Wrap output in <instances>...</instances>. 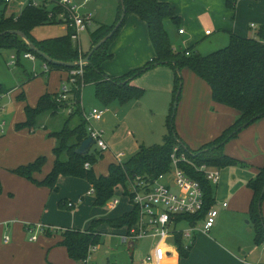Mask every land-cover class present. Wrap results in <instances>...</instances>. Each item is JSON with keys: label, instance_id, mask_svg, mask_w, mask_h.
Instances as JSON below:
<instances>
[{"label": "trees", "instance_id": "16d2710c", "mask_svg": "<svg viewBox=\"0 0 264 264\" xmlns=\"http://www.w3.org/2000/svg\"><path fill=\"white\" fill-rule=\"evenodd\" d=\"M236 1L225 0L226 8L234 11ZM3 3L6 4V1H0V34L4 33L0 35V49L14 51L17 56V64L22 54H33L44 62L48 68V74L52 71L69 73L76 67L70 68L47 62L33 53L23 39L9 32L19 31L23 33L29 42L51 60L72 63L85 58L92 47L115 28L122 14L119 1L115 23L111 26H98L91 35L89 51L82 53L73 46L71 40L73 30L71 28H67L64 35L56 38L37 40L32 35V32L39 27L63 23L58 19V16L65 10L60 6H53L49 11L42 6L34 7L29 2L18 16L14 14L6 16V7L3 8ZM123 5L125 7L123 21L111 38L91 55L89 63L83 67L82 79H78L76 84L71 87L70 98L65 102H57L58 93H44L38 98L35 107H25V120L15 126L17 131L21 129L34 131L39 126L40 117L43 115L55 116L73 103V112L68 115V119L62 128L49 135V137L55 138L57 142L52 149L54 161L50 171L40 180L35 178L46 164V157L38 156L33 162L10 170V173L32 182L37 187H44L53 192L58 191L57 180L61 176L86 180L93 191V205L96 207L104 206L110 201L119 187L126 190V184L129 180L139 177L145 182H152L158 176L168 173L171 168V155L174 148H178V155L185 154L186 158L196 166L205 165L216 170L235 166L244 167L243 163L226 156L223 148L226 143L236 138L242 130L264 118V27L260 30L259 39L243 38L229 33L227 46L207 55H202L198 52H191L192 48L175 50L172 47L169 34L165 29V22L170 21L176 29L180 30L181 18L175 15L173 8L168 3L158 0H123ZM129 14L137 16L145 23L154 56L142 67L130 70L118 77H109L104 73L102 65L112 58L113 55L109 52L110 44L119 33ZM57 19L58 21H56ZM158 66H167L174 73L173 103L178 102L180 98L181 72L186 69L208 85L214 103L235 110L237 112L236 119L215 139L200 149L192 151L181 142L175 132L172 115L174 105H172L166 119L167 131L160 144L141 145L127 161L120 164H110L106 175L95 176L92 166L97 158L102 156V152L95 148L93 152L90 149L85 156L75 153L81 143L88 138L86 124L81 119L82 88L92 85L95 98L104 107L114 103L123 106L131 100H139L144 94L142 88L134 87L131 83L143 73ZM24 99L23 94L19 95V101H24ZM73 118H78V123L70 126L69 123ZM86 163L91 166V169H84ZM179 166L192 180L199 183L203 193V205L201 210L194 215L178 216L176 222L195 227L205 220L208 212L215 205V186L192 166L186 163H181ZM246 186L252 192L248 216L252 223L253 240L256 245L264 244V222L261 217V203L264 195L262 198L260 197L264 186V165L258 170L257 175L247 182ZM2 192L3 188L0 182V196ZM126 194L127 191L123 192L124 196ZM68 203L71 202L63 200L60 201L59 205L67 210L73 209V203H71V207L67 206ZM259 203L260 207H258ZM137 218L136 207L132 206L129 212L124 213L119 218L92 220L84 232L78 230L62 231L60 233L61 241L58 245L66 250L71 260L82 264L88 258L91 248L99 243L102 235L96 225L107 224L113 229L124 227L129 230L136 225ZM27 227H31V225L25 226V230ZM51 232L50 229L46 228L42 234L50 235ZM193 239L188 243L181 233L176 234L173 244L177 249L179 259L189 256Z\"/></svg>", "mask_w": 264, "mask_h": 264}, {"label": "rangeland", "instance_id": "374dc122", "mask_svg": "<svg viewBox=\"0 0 264 264\" xmlns=\"http://www.w3.org/2000/svg\"><path fill=\"white\" fill-rule=\"evenodd\" d=\"M0 1L5 2L6 0ZM30 1L50 11L53 6H58L57 4L60 0H12L8 5L3 3V8L6 7L9 12L18 14ZM70 1L76 6L82 3V0ZM118 6L119 0H92L79 10L80 14L90 13L94 19L87 30L81 32L78 36V47L82 53H86L91 46V35L98 26H111L115 23ZM237 8L238 14H235ZM235 10L227 9L224 3L222 14L224 16H221L220 21L222 22L224 18L230 23L235 22L242 27L246 37L259 39L260 30L264 27V0H247L246 2L237 0ZM6 16H10V13ZM197 17L196 15L195 18ZM134 18H136L135 15H127L124 25L110 44V49L112 48L114 55L110 60L104 62L103 66L109 67L110 72L107 73L112 76L120 75L117 74L120 61L125 65L130 59L133 60L136 56L145 55L150 52V50L152 52L145 25L143 24L140 30L138 28L136 29ZM56 21H58V19ZM196 21L199 23L206 22V20H202L200 17H198ZM251 24L255 26V29L250 28ZM59 27L66 32L63 23H57L55 25L39 27L34 30L33 36L38 39H49L59 37L60 35L62 36ZM204 27L210 29V32L213 33L211 37L213 39L206 37H201L200 39L202 40L198 39V48H196L198 53L207 55L212 53L211 51H217L227 45L226 35H221V32H218L216 29L212 30V28H210L212 26L209 25V22L205 23ZM165 29L169 34L170 43L175 50L190 48L193 38L200 37L199 27L195 25L192 26L191 30L187 31L186 37L183 39L178 37L176 34L177 29L170 21L165 22ZM136 41L137 44H135ZM222 41L223 43H221ZM72 43L73 46H77L76 42L73 41ZM194 44L195 42L193 45ZM11 55L16 54L12 50L0 49V95L2 96L0 104L5 106V111H0V123L4 121V131L2 134L0 133V168L6 169L13 167L14 169V167L16 168L33 162L36 157L41 155L46 157L45 166L41 172L37 174L42 178L49 172L53 164L54 156L52 149L57 143L56 139L49 137V135L62 128L64 122L68 119V113L62 111L55 116L43 115L39 118V126L36 127L34 131L28 129L17 131L15 126L25 120V107H35L41 95L44 93L51 94L56 89H60L62 84H66L67 75L58 71H53L48 74L44 70V62L36 57H34V61L21 57L17 65L9 67L8 63ZM161 68L162 73H156V71L152 73L151 70L153 69H151L135 80L138 82V87L144 90V94L139 100H131L124 106L112 104L108 107H104L95 98L94 87L92 85H87L82 88L80 103L81 113L92 108L108 111H106L104 121L92 124L94 128L102 131L103 139L108 146V149L102 151V156L98 157L92 166L95 176L106 175L110 164H119L127 161L141 145L152 146L160 144L162 142V137L167 131L166 119L169 116L172 105H174L172 112L174 117V129L178 135L176 122L184 95V81L182 76L183 71L186 69L181 72L182 89L180 98L178 102L175 101L173 103L172 90L174 73H172L173 71L167 66H161ZM167 74L169 77H167ZM163 87H169L168 94L167 92L166 94L161 93L164 92L160 90ZM21 94L25 96L24 101L18 100ZM115 108L119 109L116 118L112 115V111ZM81 119L84 120L82 115ZM77 123L78 118H73L69 125L73 126ZM188 149L196 151L191 148ZM94 150L95 147L93 146L91 152ZM36 151H40L41 154L36 156L32 161L25 162L29 160L31 154ZM16 163L22 164L14 166ZM234 169L236 168H230L224 171L219 170L220 180L215 186L217 194H219L226 177L235 175ZM65 178L67 179L64 181L65 183L61 185V188L58 187V191L52 193L58 194L59 190L62 189V193L65 197H63L61 201L66 200L67 202L73 203L74 208L67 210L57 204V208L60 211H64L72 216L70 220L71 226H54V228L58 230L71 227H75V229L71 228L73 230H82L88 226L91 219L99 220L96 218H100L101 220H112L119 218L124 213L131 210L128 198L124 196L125 194L123 195L120 188L115 191L112 198L119 200L120 204L118 206H112L111 199L104 206L96 207L93 205V196L87 194V192L90 191V185L86 180L74 179L72 177ZM167 180H170V176L167 177ZM226 183H228L227 189L234 185V182L230 179L226 180ZM220 200L219 197L216 199L219 217L216 221L215 228L211 230L208 237L200 235L199 232H192V235H194V237L196 236L195 245L198 246L196 247L197 253L195 255L197 259H193L190 263L189 257L182 258L179 259L180 264H195L196 262L198 264L206 263L205 257L211 252L217 253L218 256L216 258L221 259L223 254L219 249L220 247L223 248L224 251L232 254L239 255L240 252L246 253L245 259L249 264H264L263 244H255L251 232L252 224L248 221L247 214L240 212L233 213L231 210L219 208L221 205ZM263 206L264 198L261 203L262 219ZM222 212H225L224 215ZM222 215L224 220L221 222L220 219ZM96 228L100 229L103 234L99 239V243L94 246V250L90 252L88 259H86V264H143L145 258L150 254L155 244L159 242L157 238H144L137 241V247H135V244L131 245L130 243H123L121 241L119 236L127 231L124 227L113 229L107 224H99L96 225ZM185 228L188 227L183 223L178 225V229ZM60 233V231H55L50 235L43 234L39 237L38 241L35 242V245L32 244V247H28V249L32 248L31 251L28 252L29 254L27 253L31 259L30 264H36L35 255H39L38 257L41 258V264H79L71 260L64 248L58 245L61 239ZM5 236L9 237L7 242H4ZM199 236L201 237L199 238ZM11 240L10 232L6 235L3 232L0 234L1 245H8L11 243ZM25 240L29 242L28 238H25ZM46 240L51 243V246H47L43 251L38 250L37 247H43L41 244ZM30 243L31 242H29V244ZM169 244L172 245V242L170 241ZM3 250L4 248L1 246L0 255H2L1 253ZM41 253H43V255H40Z\"/></svg>", "mask_w": 264, "mask_h": 264}, {"label": "crops", "instance_id": "0c3cea01", "mask_svg": "<svg viewBox=\"0 0 264 264\" xmlns=\"http://www.w3.org/2000/svg\"><path fill=\"white\" fill-rule=\"evenodd\" d=\"M11 1L12 0H9V2L6 3V5L10 4ZM158 1L168 3L173 8L175 15L181 18L179 29H182L184 33L180 35L178 33V29L176 33L180 39L186 37L187 31L191 30L192 26L195 25L199 27L200 37L198 38L195 37V39L193 38L191 47L186 48L185 50L192 48L193 50L191 52H198L196 49L198 48L197 47L198 39H200L201 37L211 38L213 36V33L210 32V29L204 27V24L207 22H209V25L212 26L210 27L212 28V30L216 29L218 32H221V35L223 34L226 35L227 42L229 41V33H233L239 37L248 38L245 36V33H243L242 27L237 23L235 22L230 23L224 18L222 22L220 21L221 16L222 17L224 16L222 14H223V5L225 3V0H158ZM246 1L247 0H241V2H246ZM8 12L9 11L6 9L7 14L9 13L10 15L14 14L12 12L9 13ZM235 12H236L235 14H238V8L237 11L235 10ZM19 14L20 12L14 15L18 16ZM196 15L202 18V20H206V22L199 23L198 21H196V19L198 20V17L195 18ZM135 17L136 18H134V24H136V29L138 28L140 30V28L143 27L142 25L143 24L145 25V23H143L137 16ZM252 25L253 24L250 25V28L255 29V26L254 28L251 27ZM59 28L62 32V35H64L65 31L61 29V27ZM33 32L32 35H34ZM34 38L37 40H42L36 37ZM194 42L195 44L193 45ZM221 43H223V41ZM135 44H137V41L135 42ZM150 47L152 46L150 45ZM109 52L112 55H114L112 52V48L109 49ZM152 52H153V48H152ZM152 52L150 50V52L146 53L145 55H141L138 57L136 56L133 60L130 59L125 65L122 64V61H120L118 64L119 71L117 73L120 75L118 76H121L129 72L130 70L145 65L148 61H150L153 58L154 52L153 53ZM121 59H122V55H121ZM102 69L107 76L118 77V76H112L107 73L110 72L109 67L106 66L104 67L102 65ZM151 71L152 73L153 71H156V73H162V68L161 66H158ZM58 72H63L64 75H67L68 77L67 72L64 71H58ZM167 77H169L168 74ZM182 77L184 81V86H183L184 95L182 98V103L180 106L178 119L176 122V127L178 131L177 133L181 142H183V144L187 148L198 150L203 145L215 139L217 136L221 134L222 131H224L227 127H229L236 119L237 112L231 108L214 103L212 101L211 91L208 85L204 81L199 79L197 76H195L192 72L185 70L183 71ZM135 80L131 84L135 87H138L137 84L138 82ZM160 90L164 91L161 92L163 94H166V92L167 94L169 93V87H163ZM58 91L59 89H56L51 94L58 93ZM112 113L114 118H116L119 113V109L118 108L113 109ZM224 148H225L224 154L226 156H229L243 163L245 166L244 167L235 166V167H227L221 169L224 171L230 168H236L234 169L235 175H231L230 177L227 176L226 179L224 180L221 186V190L219 191V194H217V191H215V205L213 208L217 211L218 214L215 220V224L211 230L215 228L216 221L219 217V210L217 209L218 204L216 202V199L218 197L221 199L220 200L221 205L219 208L231 210L233 213L236 212L245 213L248 216L249 205L252 199V192L247 188L246 185L249 180H251L257 175L258 170L264 165V118L256 121L252 125L242 130L237 135V137L229 141ZM39 154H41L40 151L34 152L29 157V160L25 162L32 161ZM18 164H22V163H16L14 166ZM12 169L13 167H9L6 169L0 168V182L3 188V192L0 196V234H2L3 232L6 235L8 232H10L12 239L11 243L8 245L3 243H2L3 245H1L0 242V247L2 246V248H4V250L1 253L2 255H0V264H30L31 259L29 258L28 252L31 251L32 248L28 249V247H32V244L35 245V242H37L39 237L43 234H39L37 236V241L31 242L29 244L30 241L27 242L25 240V238H28L29 240V235L24 228L25 226L41 225L43 227L50 229L52 231L51 234L55 231L62 232L67 229L73 230L75 229V227L74 228L71 227L73 229L63 228L64 230L62 229L58 230L57 228H54V226H65V227L71 226L70 223L72 217L71 214L69 215L66 212L60 211L57 208V204H59L62 198L65 197L64 194L62 193V189L59 190L58 194L52 193L53 191H50L47 188L37 187L32 182L11 174L10 170ZM35 178L38 180L42 179L38 175H36ZM66 179L67 178L62 176L59 177L57 180V188L58 187L61 188V185L65 183L64 181ZM229 179L234 182L233 183L234 185L230 186L229 189H227L228 183H226V180ZM223 204H226V206L224 207ZM222 213L224 215L225 212ZM223 215L220 219L221 222L224 220ZM96 219H100V218H96ZM263 219H264V206H263ZM92 220L95 219H91L88 223V226ZM248 221L251 223L249 216H248ZM88 226L78 231L83 232L87 230ZM98 230L100 231V229ZM211 230L208 233L199 232V234L208 237V234L211 232ZM251 232L253 235V228ZM200 237L201 236H199V238ZM194 239H193L194 243L192 245V248L188 256L190 258V263L192 262L193 259H197L195 255L197 253L196 247L198 246L195 245L196 239L195 240ZM170 241L172 242V245L169 244ZM136 243L137 242H135V247H137ZM50 244L51 243L46 240L43 242V244H41V246L43 247H37V249L43 251L45 250V248H47V246H51ZM164 246L168 252H171V255L167 257L163 263L180 264L179 255L177 249L173 244V239L172 238L167 239L164 243ZM219 249L223 254L221 259L216 258L218 256L217 253L211 252L210 254L209 253L207 254V257H205L207 262L201 264H249L246 262L245 259L246 253L240 252L239 255H237V254L228 253L224 251L223 248L221 247ZM263 249H264V245H263ZM40 255H43V253H41ZM38 256L39 255H35L36 264H41V258ZM195 264L198 263L196 262Z\"/></svg>", "mask_w": 264, "mask_h": 264}, {"label": "built area", "instance_id": "2783aa9c", "mask_svg": "<svg viewBox=\"0 0 264 264\" xmlns=\"http://www.w3.org/2000/svg\"><path fill=\"white\" fill-rule=\"evenodd\" d=\"M91 1L83 0L78 6L73 5L70 0H60L57 4L65 10L64 13L58 16V19L63 22L66 30L67 28L73 30L71 39L76 42L78 49L79 34L87 30L93 22V17L90 13L80 14L79 10ZM8 2L9 0H6V3ZM31 4L34 7H40L39 4L33 2ZM251 27L254 28V25ZM178 33L181 35L184 31L180 29ZM21 57L34 61L35 56L31 53H24ZM16 64L17 56L11 55L8 66L10 67ZM84 66L79 65L68 73L69 78L66 80V84H62L58 91L57 102H65L70 98L71 87L76 84L78 79H82ZM44 70L46 72L48 71L46 65H44ZM1 100L2 96L0 95V103ZM4 110L5 106L0 104V111L3 112ZM61 111H65L68 115H71L73 112V103ZM106 111L92 108L81 113L86 124L85 127L88 137L93 140V146L101 152L107 150L108 146L103 139L102 131L94 128L92 124L103 121ZM3 131L4 121L0 123V133L2 134ZM177 151L178 148H174L173 154L171 155V168L168 173L158 176L152 182H145L141 178L136 177L134 180H129L126 184V190L119 187L122 192L127 191L126 197L129 203L131 206L136 207L138 212L136 225L119 236L121 241L123 243H130L144 238H157L159 241L145 258L143 264H163L166 258L171 255V252H168L164 246L167 239H174L176 234L181 233L185 241L190 243L194 238L192 232L208 233L214 226L217 218L218 213L213 208L208 212L205 220L199 223L200 225H196L195 227L187 225L188 228L178 229V225L181 223L176 222L178 216L194 215L201 210L203 205V193L199 183L192 180L179 164L186 163L192 166L196 171L202 173L206 180L213 186H216L219 182L220 173L219 170L208 168L205 165L196 166L192 164L186 158L185 154L178 155ZM84 169L89 170L91 166L86 163ZM168 176H170V180H167ZM92 194L93 191L90 189L88 195ZM111 203L112 206H118L120 202L117 199H112ZM67 206L71 207L72 204L68 203ZM223 206L225 207L226 204H223ZM45 229L46 227L41 225L27 227L26 231L29 235V241H37V236L42 234ZM8 240L9 237L5 236L4 242ZM93 250L94 247L91 248L90 252ZM86 262L87 260L82 264H86Z\"/></svg>", "mask_w": 264, "mask_h": 264}, {"label": "water", "instance_id": "95a60500", "mask_svg": "<svg viewBox=\"0 0 264 264\" xmlns=\"http://www.w3.org/2000/svg\"><path fill=\"white\" fill-rule=\"evenodd\" d=\"M120 1V4H121V10H122V14L120 16V20L119 22L117 23V25L115 26V28L107 35L105 36L103 39H101L97 44H95L92 49L90 50V52L88 53V55L77 61V62H72V63H63V62H58V61H54V60H51L49 57L45 56L43 53H41L35 46L34 44H32L31 42H29L27 40V38L25 37V35L19 31H11L9 33L11 34H14V35H17L19 36L21 39H23L26 44L29 46V49L35 53L36 55L40 56L41 58H43L44 60H46L47 62H52L53 64H56V65H61V66H65V67H78L79 65H87L89 63V59L91 57V55L102 45L104 44L108 39L111 38V36L113 35L114 31L117 29V27L120 25V23L123 21L124 19V16H125V7L123 5V0H119ZM4 33H1L0 35H3ZM176 106V104H175ZM94 142L91 138H86L82 143L81 145L75 150V153L77 155H80V156H85L89 153L90 149L92 148ZM264 195V186L262 188V191H261V194H260V197L262 198ZM258 207H260V203L258 204ZM131 245H134L135 242H130Z\"/></svg>", "mask_w": 264, "mask_h": 264}]
</instances>
